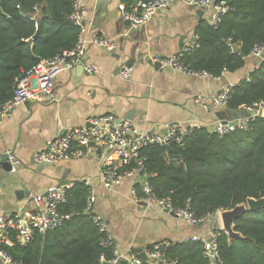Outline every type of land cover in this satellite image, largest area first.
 Returning a JSON list of instances; mask_svg holds the SVG:
<instances>
[{
	"label": "trees",
	"instance_id": "trees-1",
	"mask_svg": "<svg viewBox=\"0 0 264 264\" xmlns=\"http://www.w3.org/2000/svg\"><path fill=\"white\" fill-rule=\"evenodd\" d=\"M224 1L232 11L217 29L200 22L195 30L200 47L184 57L191 71L215 78L245 67L254 47H264V0ZM71 14V0H0V108L37 58L50 59L76 45L80 30L70 21ZM228 41L240 52H231ZM248 78L233 88L229 111L264 108V61ZM139 158L157 199H168L174 211L189 209L195 218L206 220L264 197V118L259 115L246 131L222 138L204 128L192 129L182 145L146 147ZM134 189L139 191L138 182ZM89 195L85 182L74 183L58 207L69 219L44 236L35 233L26 246L6 248L12 263L100 264V256L111 260L113 248L102 245L104 234L93 223V214L85 212ZM235 231L242 237L231 242L219 231L221 264H264V210L238 218ZM167 256L177 264H208L201 245L192 241L171 243Z\"/></svg>",
	"mask_w": 264,
	"mask_h": 264
},
{
	"label": "crops",
	"instance_id": "crops-1",
	"mask_svg": "<svg viewBox=\"0 0 264 264\" xmlns=\"http://www.w3.org/2000/svg\"><path fill=\"white\" fill-rule=\"evenodd\" d=\"M133 1L82 0L89 9L85 41L95 37L115 39L117 49L107 53L88 44L82 60L85 72L77 65L60 73L50 98L14 109L4 118L0 131V157L12 151L21 160L18 173L13 175L0 164V215L32 209V197L44 195L62 180L70 184L85 182L96 197L93 213L106 221L118 251L128 256L145 253L158 241L178 243L187 237L219 231V214L200 225L189 226L157 207L136 202L131 190L137 180H126L112 190L104 189L97 155L66 160L42 170L32 162L33 156L42 152L48 141L69 129L83 127L90 118L112 115L132 122L139 131L161 134L173 126L211 132L217 121L232 118L226 113L227 108L207 112L194 102L196 97H202L208 104L229 84L224 77L199 78L160 69L151 62L154 57L178 53L209 12L179 1L131 31L123 26L120 10ZM131 34L137 37L136 41L124 40ZM130 60L133 64L128 67L133 71L130 79L125 80L119 72ZM256 63L254 59L247 60L243 77L254 70ZM87 66L96 67L97 73L89 74ZM19 192L28 194L19 200Z\"/></svg>",
	"mask_w": 264,
	"mask_h": 264
},
{
	"label": "built area",
	"instance_id": "built-area-1",
	"mask_svg": "<svg viewBox=\"0 0 264 264\" xmlns=\"http://www.w3.org/2000/svg\"><path fill=\"white\" fill-rule=\"evenodd\" d=\"M71 1L72 14L69 19L80 30L76 45L71 50L62 51L53 58L40 60L37 65L25 73L18 81L12 98L0 108V131L4 118L14 109L29 102L42 103L50 98L55 88L57 76L81 64L88 44H92L107 53H113L117 49L115 39L95 37L88 42L85 41L84 35L87 32L86 23L88 22L89 9L82 0ZM179 1L189 7L209 12V17L205 23L213 29L219 28L224 18L232 11L224 0H134L132 4L121 8L120 18L123 22H129L132 29L136 30L146 25L158 11L166 10ZM35 18L32 16V20ZM227 46L233 53L238 49L230 41L227 42ZM199 47L200 38L196 33H193L178 53L169 57H154L151 62L159 65L160 69H169L204 79H220L206 72H193L184 64V57L191 55ZM247 59H254L257 62L254 70L257 69L259 64L264 61V47H254ZM85 69L89 74L97 73L94 66H87ZM132 71L131 67H124L120 70L119 76L129 80ZM248 74L243 77V80L247 82L250 81ZM223 77L224 73L221 78ZM233 88L234 86L227 84L210 98L208 104L203 102L202 97H196L194 102L207 112L212 109H226L233 94ZM257 107L259 108L258 112L249 118L217 121L211 129V133L222 138L238 131H246L251 120L259 115L263 117L264 108L261 105ZM245 109L250 112L254 111L251 108ZM192 129L194 128L184 129L173 126L167 130L166 134H161L139 131L132 122L125 119L119 120L112 115L90 118L85 121L83 127L69 129L63 135L48 141L44 150L33 156L34 165L54 166L66 160H81L91 155H97L100 181L104 189L112 190L126 180H137L139 191L134 188L131 190L132 198L136 202L146 206H154L163 211L167 210L174 217L194 227L202 224L205 220L195 218L189 209L174 211L168 199H157L147 181V176L143 171V163L139 158L141 151L146 147L182 145V137L189 136ZM3 156L10 166L9 174H17L21 167V160L12 151ZM2 157H0V164L3 162ZM141 173L143 174L140 175ZM72 185L49 188L46 192L47 197L43 195L32 197V209H27L22 213L0 215V264H13L11 257L5 252L6 248H12L14 245L26 246L32 241L35 233L44 236L46 233L59 228L64 220L69 219L68 216L63 217L59 214L58 207L66 202V192ZM1 191L2 184L0 183V193ZM95 202L94 192L90 190L85 212L93 214V223L99 233L104 234L105 239L102 245L114 250L113 258L109 261L104 256H100V264H144L145 262L148 264H177L176 261L167 256L171 242L164 240L152 244L151 249L145 252L146 260L134 253L129 256L121 254L109 232L106 221L93 213ZM219 231L212 230L207 235L187 237L181 242L199 243L202 247L203 257L208 264H221Z\"/></svg>",
	"mask_w": 264,
	"mask_h": 264
},
{
	"label": "water",
	"instance_id": "water-1",
	"mask_svg": "<svg viewBox=\"0 0 264 264\" xmlns=\"http://www.w3.org/2000/svg\"><path fill=\"white\" fill-rule=\"evenodd\" d=\"M39 25H40V21L37 22V26H39ZM123 26L125 28L131 30V31H135V29H132L131 24L129 22H123ZM136 39H137V37L133 36L131 34L129 37H127V39H124V40L136 41ZM133 51H135V50H133ZM235 52L239 53L240 51H239V49H237ZM36 60L39 61L40 59L37 58ZM132 64H133V61L130 60V61H128L126 66L128 67V66H131ZM84 65H85L84 61H82L81 64L79 65L83 72H85ZM156 66L158 68H160L159 65H156ZM245 70H246V67H243V68L239 69L238 71H236L234 73L225 72L224 73V78L227 80V82L230 85H232L234 87L239 86L241 84V82L243 81V74H244ZM258 110H259L258 107H256L254 109V111H251V112L247 111L245 108H241V109H238L236 111H226V113L231 114L232 118L230 120H237V119L249 118L253 114H255L256 112H258ZM263 117H264V113H263ZM221 120H224V118L221 119ZM63 134H61V135H63ZM5 160H6L5 156H3L2 157V161L3 162L1 164L9 172L10 166ZM32 162L34 163V160ZM45 167H46V165H43V164L38 165L39 170H42ZM142 174L143 173H141L140 175H142ZM68 184H70L68 181L62 180V181H60L57 184V187L66 186ZM27 194H28L27 192H19V193H17V198L19 200H21V199H23L24 195H27ZM43 196L47 197V193H45ZM140 204L144 205L143 203H140ZM259 210H264V197L260 198L258 200L248 199L245 204L238 205V206H236L235 208H233L231 210H227V211L221 210V211H219V218H220L222 230L227 234L228 240L230 242L233 239L242 237L239 233H237L235 231V221L238 218L244 216L247 212L259 211ZM164 213H167L170 216H173V214L171 212L167 211V210H165ZM139 256H140L141 259L146 260L145 253L139 252ZM105 264H107V263H105Z\"/></svg>",
	"mask_w": 264,
	"mask_h": 264
},
{
	"label": "bare ground",
	"instance_id": "bare-ground-1",
	"mask_svg": "<svg viewBox=\"0 0 264 264\" xmlns=\"http://www.w3.org/2000/svg\"><path fill=\"white\" fill-rule=\"evenodd\" d=\"M39 61H40V60H39ZM39 61H38V62H39Z\"/></svg>",
	"mask_w": 264,
	"mask_h": 264
}]
</instances>
